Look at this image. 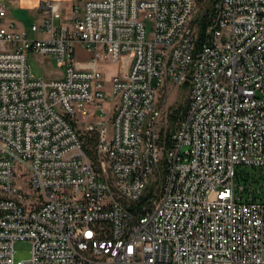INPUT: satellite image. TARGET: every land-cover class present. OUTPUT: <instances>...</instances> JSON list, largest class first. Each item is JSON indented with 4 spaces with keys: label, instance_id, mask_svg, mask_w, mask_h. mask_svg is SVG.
I'll return each mask as SVG.
<instances>
[{
    "label": "built area",
    "instance_id": "1",
    "mask_svg": "<svg viewBox=\"0 0 264 264\" xmlns=\"http://www.w3.org/2000/svg\"><path fill=\"white\" fill-rule=\"evenodd\" d=\"M208 2L196 45L197 0H85L71 21L44 0L42 39L0 0V264H264V0ZM28 52L61 76L34 77ZM246 168L263 177L247 192Z\"/></svg>",
    "mask_w": 264,
    "mask_h": 264
},
{
    "label": "crops",
    "instance_id": "2",
    "mask_svg": "<svg viewBox=\"0 0 264 264\" xmlns=\"http://www.w3.org/2000/svg\"><path fill=\"white\" fill-rule=\"evenodd\" d=\"M44 0H5L6 4V15L7 20L13 22L18 30L23 31L27 36L36 39H42L47 36L45 31L39 29L36 31L31 30L33 24H39L43 18V12L40 9V4ZM58 3L59 11L62 18L66 21H71L76 18L78 14L74 13L76 8H79L85 0H51ZM54 24H59V19L54 20ZM74 63L79 67H91L92 63L90 61L91 54L88 50L84 49L81 45L76 44L74 46ZM29 55H35V53L28 52L27 59ZM38 56V55H35ZM40 60L50 61L49 56H38ZM105 65V64H104ZM108 67V66H107ZM103 69V74L109 79L111 76L108 68L101 66ZM111 69V67H109ZM63 71V67H62ZM62 74V72H61ZM61 76V75H60ZM60 76L54 77L58 78ZM43 77V76H42Z\"/></svg>",
    "mask_w": 264,
    "mask_h": 264
},
{
    "label": "rangeland",
    "instance_id": "3",
    "mask_svg": "<svg viewBox=\"0 0 264 264\" xmlns=\"http://www.w3.org/2000/svg\"><path fill=\"white\" fill-rule=\"evenodd\" d=\"M38 56H41L39 54H35ZM35 55H29L28 56V63L30 65V70L31 73L33 74L34 77H45V78H54L57 76L61 75L62 72V67L57 65L56 59L52 56L50 58V61L48 60H40L38 56ZM73 59H75L73 57ZM103 67L108 68L111 74L116 72L117 68H109L107 65H103ZM103 80L105 83V86L107 87L109 84V80L105 75H103ZM188 98V88H184L183 86H180L176 90H174L173 94L166 100L168 106H178V105H185L186 100ZM113 100H110V103H112ZM168 124V123H167ZM82 134V133H81ZM247 171L253 173V177L257 179V181H254L251 184L245 183L241 177H237L236 181L238 183H243L246 188L245 192L251 190V189H256L259 187V183L263 181V177L257 175L254 173L253 168H246ZM13 249H14V259L19 261V260H26L30 257L31 255V242L29 240H16L13 244Z\"/></svg>",
    "mask_w": 264,
    "mask_h": 264
},
{
    "label": "trees",
    "instance_id": "4",
    "mask_svg": "<svg viewBox=\"0 0 264 264\" xmlns=\"http://www.w3.org/2000/svg\"><path fill=\"white\" fill-rule=\"evenodd\" d=\"M197 1L200 7L204 9L203 14L196 19L197 24H198L196 45H199L200 40L202 38L203 29L205 25L209 22V16H208L209 2L208 0H197ZM183 87L184 88L189 87L188 80L184 82ZM187 104H188V98L186 100L185 105L180 104L176 107L174 106L169 107V110L167 113L168 127H167L166 132H168L169 129H172L176 125V123L184 116L186 108H187ZM81 137L83 140V149H84L85 154L92 160H95L96 158V153H95L96 135L94 133H90V134L84 133V134H81ZM241 172H244V173L243 174L240 173L238 177H241L243 181H245V183L249 184V183H253L254 181H257V179L253 177V173L249 175V172L243 169L241 170Z\"/></svg>",
    "mask_w": 264,
    "mask_h": 264
}]
</instances>
